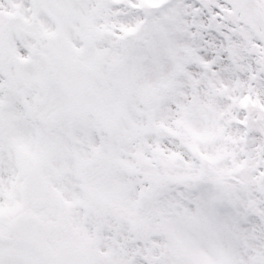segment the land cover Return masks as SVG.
Here are the masks:
<instances>
[{
    "label": "snow or ice",
    "instance_id": "obj_1",
    "mask_svg": "<svg viewBox=\"0 0 264 264\" xmlns=\"http://www.w3.org/2000/svg\"><path fill=\"white\" fill-rule=\"evenodd\" d=\"M0 264H264V0H0Z\"/></svg>",
    "mask_w": 264,
    "mask_h": 264
}]
</instances>
